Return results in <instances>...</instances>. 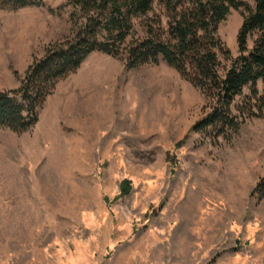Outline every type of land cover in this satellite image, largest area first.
<instances>
[{
    "label": "rangeland",
    "instance_id": "obj_1",
    "mask_svg": "<svg viewBox=\"0 0 264 264\" xmlns=\"http://www.w3.org/2000/svg\"><path fill=\"white\" fill-rule=\"evenodd\" d=\"M65 2L0 8V89L70 35ZM242 10L218 28L233 56ZM204 106L165 61L91 53L33 127H0V264H264V110L228 138L190 130Z\"/></svg>",
    "mask_w": 264,
    "mask_h": 264
},
{
    "label": "trees",
    "instance_id": "obj_2",
    "mask_svg": "<svg viewBox=\"0 0 264 264\" xmlns=\"http://www.w3.org/2000/svg\"><path fill=\"white\" fill-rule=\"evenodd\" d=\"M42 5L44 0H0V8ZM64 5L71 8L72 32L35 57L17 87L0 91V127L18 133L33 127L58 82L95 51L123 58L131 68L165 61L198 87L205 110L190 130L230 138L247 119L262 116L264 93L257 82L264 80V0L252 5L246 0H66ZM232 8L243 9L235 56L218 32ZM121 189L130 192L128 179ZM254 194L264 197V177Z\"/></svg>",
    "mask_w": 264,
    "mask_h": 264
},
{
    "label": "crops",
    "instance_id": "obj_3",
    "mask_svg": "<svg viewBox=\"0 0 264 264\" xmlns=\"http://www.w3.org/2000/svg\"><path fill=\"white\" fill-rule=\"evenodd\" d=\"M2 90H5V89H0V91H2Z\"/></svg>",
    "mask_w": 264,
    "mask_h": 264
}]
</instances>
